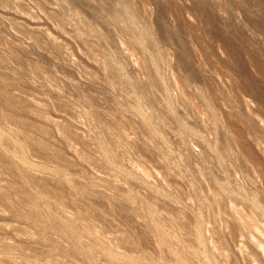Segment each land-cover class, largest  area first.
Instances as JSON below:
<instances>
[{"label": "rangeland", "instance_id": "1", "mask_svg": "<svg viewBox=\"0 0 264 264\" xmlns=\"http://www.w3.org/2000/svg\"><path fill=\"white\" fill-rule=\"evenodd\" d=\"M0 264H264V0H0Z\"/></svg>", "mask_w": 264, "mask_h": 264}]
</instances>
